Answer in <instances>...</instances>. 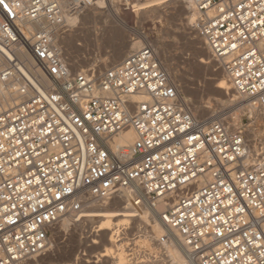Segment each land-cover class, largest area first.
Here are the masks:
<instances>
[{
	"label": "built area",
	"instance_id": "1",
	"mask_svg": "<svg viewBox=\"0 0 264 264\" xmlns=\"http://www.w3.org/2000/svg\"><path fill=\"white\" fill-rule=\"evenodd\" d=\"M177 1L197 13L191 25L248 99L241 105L264 113V0ZM95 2L135 4L79 0L72 10ZM63 24L59 0L0 3V92L14 98L0 110V264H27L64 217L117 196L156 211L193 264H264L255 117L234 124L237 104L198 116L150 42L108 68L77 69L54 42ZM129 130L124 155L117 139ZM116 228L135 263L153 257Z\"/></svg>",
	"mask_w": 264,
	"mask_h": 264
},
{
	"label": "rangeland",
	"instance_id": "2",
	"mask_svg": "<svg viewBox=\"0 0 264 264\" xmlns=\"http://www.w3.org/2000/svg\"><path fill=\"white\" fill-rule=\"evenodd\" d=\"M76 1L78 0H66L68 5H65V8L62 7V14L78 16V19H74L75 23L70 22L68 25L63 21L64 24L61 29L54 30L56 45L63 48L64 53L75 68L91 67L92 65H98L102 69L108 68L121 61L130 52V46H124L125 39L129 41L141 39L143 43L149 41L155 46L164 68L173 78L175 77L174 79L179 84L182 94L191 102L196 114L208 116L226 110L221 106L209 103L211 101L210 89L216 87L222 78L223 80L226 79L227 82L229 81L226 76H221L224 71L218 63H210L207 66L209 67L208 71H205L199 63L201 49L198 46H202V39L191 25L192 17L186 12L185 4L173 0L168 4L161 5L159 6L160 15L148 8L144 12H147L149 18L143 19L139 11H133L134 8L125 10L118 5H105L101 9H96L97 4L94 3L87 8H83V10L78 9L73 12L72 9L76 8L74 7ZM138 2L144 1L134 0L135 4ZM110 9H115L116 14L111 13ZM182 29H184L183 34ZM199 41H201V44ZM201 48H204V44ZM76 60L79 62L77 61L75 65ZM204 106L208 107V112L201 111ZM237 107L233 110L236 111ZM249 111L248 109L242 112L239 111L234 115L233 120H235V123H237V120L248 122L249 119L255 117V122H258L257 125L261 127H255L254 129L260 130L258 133L264 134V121L256 112ZM115 200L97 203L92 206L118 209L120 205ZM137 223L142 227L140 230H143L145 234L156 235L152 231L150 219L141 216L131 220L128 229L121 237L124 235L129 238L136 236V244H140L136 248L138 250L139 248L150 249L153 257L135 263L126 253L128 250H126V243L123 241H127V239L123 238L121 239V245L115 247L116 251L114 247L111 250L107 248L113 257H122V261L126 264H175L173 263L175 259L174 252L169 240H166L165 246H160L162 236H157L151 243L140 236L139 242V235L142 232L136 228ZM97 227L96 220L71 221L67 227H63L60 221L52 231L48 247L28 261L27 264H116L112 257H105V261L104 258L99 256V253L103 252L106 238L102 235V232H99V236L96 235L95 229ZM94 238L98 239L100 243L92 244ZM115 244H119L116 238ZM118 247L119 250H117Z\"/></svg>",
	"mask_w": 264,
	"mask_h": 264
},
{
	"label": "bare ground",
	"instance_id": "3",
	"mask_svg": "<svg viewBox=\"0 0 264 264\" xmlns=\"http://www.w3.org/2000/svg\"><path fill=\"white\" fill-rule=\"evenodd\" d=\"M59 1H60V4H61V8L62 7L65 8L64 6L65 5H68L66 3V0H59ZM143 1L144 2H138V3L134 4V10L133 11H139V13H141L142 18L143 19H147V17H148L147 12H144V11H147L148 8H149V10L153 11L154 13H157V14L160 15L161 14V11L159 9V6L168 4V3L172 2L173 0H164L163 3H158L157 0H143ZM76 3H75V5L74 4L73 5H74V7L77 8L78 7V4H79V0L76 1ZM95 3L97 4V8L96 9H101L105 5H109V6L117 5V4H104L103 2H95ZM92 4H94V3H92ZM92 4H90V5H92ZM143 4H151V5H154V6L153 7L145 8V7H143ZM90 5H87L85 8H87ZM184 8L186 9V12L192 17L191 19L193 21V19H195L196 15H197V13L194 12L192 9L186 7L185 5H184ZM110 10H111V13L116 14L115 13L116 12L115 9H110ZM163 14H162V16H163ZM62 18H63V21L68 24V23H70L69 22L70 19H75L76 20V19H78V16L77 15L76 16H69L68 14H62ZM176 25H178V24H176ZM32 28L33 27L30 26V29H32ZM183 31H184V29H182V34H183ZM175 35H177V34H175ZM53 38H54V36H53ZM180 38H181V36H180ZM188 39H190V38H188ZM54 42H55V44L57 43L55 41V39H54ZM146 42H149V41H145L144 43H146ZM199 42L201 44V41H199ZM199 42H196V43L198 44ZM144 43L142 42L141 39L140 40H136V41H129V40H126L125 39L124 46L125 47L130 46V48L132 50H134L136 48L141 47ZM188 43H190V42H188ZM203 44H204V48H201V47H203ZM60 48L63 50L62 47H60ZM198 48L201 49V55H200V58H199V63L204 67V70L205 71H208V68L209 67H207V66H209L210 63L213 62V63H216L217 64L218 62L216 61V59H214L211 56V53H210V51L208 49V46L206 45V43L204 42L203 39H202V46H198ZM131 49H130V51H131ZM197 58H198V56H197ZM77 61L78 60H76L75 65L77 64ZM1 67H2V63L0 61V68ZM223 73L225 74V72H223ZM222 74H221V76H224V77L226 76V74L225 75H222ZM226 78H227V76H226ZM227 80H228V78H227ZM229 82H227L226 79L223 80V78H222L219 81V83H218V85L216 87L210 89L209 93L211 95V98H210L211 101L209 103L210 104L213 103V104H215L217 106H221L224 109L228 108L229 106H233L234 104H237V106H240V107L239 108L237 107L238 109L236 110L235 114L238 113L239 111H241V112L242 111H245V109L248 108L250 110V112H256L257 115H259L261 117V119L264 121V113L261 112V110H259L253 104L249 103L246 106L245 105H241L244 102H248V99H246L244 96L240 95L236 89H234L233 87H231V84ZM232 89L235 90V91H233ZM2 90L4 91V89H2ZM13 100H14V98L10 97L6 93L3 94V93L0 92V110L4 109ZM201 111H207L208 112V107L207 106L202 107L201 108ZM224 111H226V110H224ZM233 111H235V110H233ZM194 112H196V111L194 110ZM198 116H199V114H198ZM233 123L236 124L235 123V120H233ZM254 130H256V129H254ZM134 137H135V134H134V131L133 130H129V131L123 132L118 137V139H117V142H118V145H119L118 147H119V149H121V150H123V151L126 152L124 155H128L129 154V152L131 150L130 141ZM114 199L117 200L118 204L120 205V208L113 209L114 208L113 207L112 209H108V208H103L102 206L101 207L92 206V205L97 204V203H102V202H98V201H93V202H91V204L89 206L90 208L88 210L83 211L81 214H79V215H77V214L76 215L70 214V215H67L66 217H64L61 220L62 226L63 227H67L71 223V221L76 222V221H80L82 219H86V220H96L98 227H97V229H95V231L102 232L103 233L102 235L106 238V241H104V245H103L104 246L103 252H100L99 253V256L101 258H104V259H105V257H110V258L112 257V260L114 262H116V264H120L119 262L124 263V261H122L123 260L122 257H120V258L117 257V256H114L113 257V255L111 254V252H109L107 250V248L109 250H111L113 247L115 248L116 246L121 245V243L115 244V233L117 232V228L116 227H119V228L122 227V226L127 227L128 224L131 223V220L132 219H134V218H140L141 216H144L147 219H150V221L152 222V231L156 235L152 234L150 236L148 233L145 234L143 232V230H140V229H142V227L137 223L136 228L139 229L142 232L139 235V242H140V236L141 237L143 236L144 239H145V241H147V242L150 241V243H151V241L155 240L157 238V236L161 237L165 233L164 235L167 234L168 240H169V243H170V246H171V248H172V250L174 252V258L175 259H174L173 263H175V264H193L188 259L186 250L184 249V246L182 245V243H181L180 239L178 238L177 234L174 233V232H172V231H170L164 225V223L162 222V220L160 219V217L158 216V214H157L156 211H152V210L151 211L150 210L148 211V210H145L143 212H139L138 213L137 210L134 209L132 207V205L128 204L125 199H122L121 197H118V196L115 197ZM164 207H165V205H164L163 202H159L158 205H157L158 210H162ZM121 239L122 238H120V240ZM116 241L118 242V240H116ZM99 243H100V241H98V239H95V238L92 239V244H99ZM136 246H140V244H136ZM119 249L120 248L118 247L117 250H119ZM114 250L116 251V248ZM105 261H106V259H105Z\"/></svg>",
	"mask_w": 264,
	"mask_h": 264
},
{
	"label": "snow or ice",
	"instance_id": "4",
	"mask_svg": "<svg viewBox=\"0 0 264 264\" xmlns=\"http://www.w3.org/2000/svg\"><path fill=\"white\" fill-rule=\"evenodd\" d=\"M157 2H158V3H163L164 0H157ZM0 3H2V0H0ZM153 6H154V5H151V4H143V7H145V8L153 7ZM69 22H71V23H75V20H74V19H70Z\"/></svg>",
	"mask_w": 264,
	"mask_h": 264
}]
</instances>
